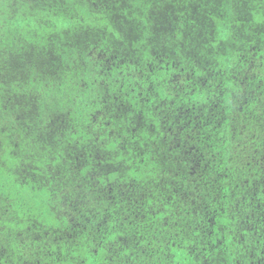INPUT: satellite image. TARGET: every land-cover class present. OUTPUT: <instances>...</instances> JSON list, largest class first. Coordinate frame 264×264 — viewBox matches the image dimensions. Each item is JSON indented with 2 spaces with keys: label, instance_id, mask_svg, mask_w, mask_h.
<instances>
[{
  "label": "trees",
  "instance_id": "obj_1",
  "mask_svg": "<svg viewBox=\"0 0 264 264\" xmlns=\"http://www.w3.org/2000/svg\"><path fill=\"white\" fill-rule=\"evenodd\" d=\"M0 264H264V0H0Z\"/></svg>",
  "mask_w": 264,
  "mask_h": 264
}]
</instances>
